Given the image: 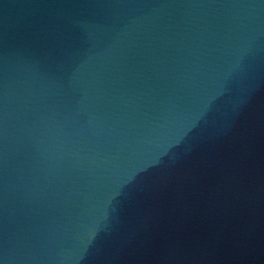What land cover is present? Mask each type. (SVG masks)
Wrapping results in <instances>:
<instances>
[{
    "label": "water",
    "instance_id": "obj_1",
    "mask_svg": "<svg viewBox=\"0 0 264 264\" xmlns=\"http://www.w3.org/2000/svg\"><path fill=\"white\" fill-rule=\"evenodd\" d=\"M0 264H264V0H0Z\"/></svg>",
    "mask_w": 264,
    "mask_h": 264
}]
</instances>
